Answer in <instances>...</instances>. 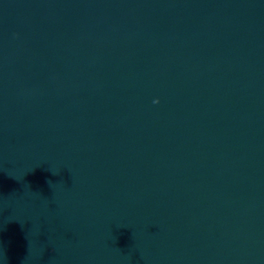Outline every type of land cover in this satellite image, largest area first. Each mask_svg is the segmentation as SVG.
<instances>
[{"label": "water", "instance_id": "95a60500", "mask_svg": "<svg viewBox=\"0 0 264 264\" xmlns=\"http://www.w3.org/2000/svg\"><path fill=\"white\" fill-rule=\"evenodd\" d=\"M263 17L264 0H0V264H182Z\"/></svg>", "mask_w": 264, "mask_h": 264}, {"label": "clouds", "instance_id": "9594fccd", "mask_svg": "<svg viewBox=\"0 0 264 264\" xmlns=\"http://www.w3.org/2000/svg\"><path fill=\"white\" fill-rule=\"evenodd\" d=\"M155 103H159V101L157 100V101H154Z\"/></svg>", "mask_w": 264, "mask_h": 264}]
</instances>
